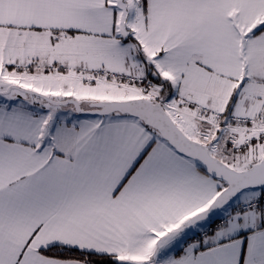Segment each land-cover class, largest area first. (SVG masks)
<instances>
[{
  "label": "snow or ice",
  "instance_id": "1",
  "mask_svg": "<svg viewBox=\"0 0 264 264\" xmlns=\"http://www.w3.org/2000/svg\"><path fill=\"white\" fill-rule=\"evenodd\" d=\"M0 264H264V0H0Z\"/></svg>",
  "mask_w": 264,
  "mask_h": 264
}]
</instances>
